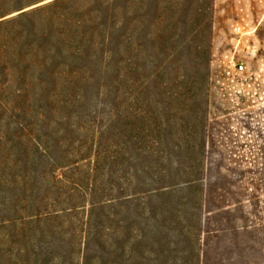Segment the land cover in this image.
I'll return each instance as SVG.
<instances>
[{
    "label": "trees",
    "instance_id": "obj_1",
    "mask_svg": "<svg viewBox=\"0 0 264 264\" xmlns=\"http://www.w3.org/2000/svg\"><path fill=\"white\" fill-rule=\"evenodd\" d=\"M63 1L0 20V264H140L146 221L199 219L211 0Z\"/></svg>",
    "mask_w": 264,
    "mask_h": 264
},
{
    "label": "rangeland",
    "instance_id": "obj_2",
    "mask_svg": "<svg viewBox=\"0 0 264 264\" xmlns=\"http://www.w3.org/2000/svg\"><path fill=\"white\" fill-rule=\"evenodd\" d=\"M52 1L1 2L0 19ZM93 1L62 3L80 8L78 15H85ZM142 1L147 6L152 1L156 4V0ZM167 1L158 0L160 14L167 12ZM180 11L178 24H160L166 34L174 33V43L184 58L179 66L189 63L185 58L187 30L193 28L186 24V5ZM209 18L206 185L200 205L193 209L199 219L165 222V227L162 219L146 221L145 229L156 232H150L134 253L140 264H264V0H211ZM237 25L247 33L236 35ZM233 53L245 61V72L232 79L217 76L214 68ZM165 233L173 241L167 250L159 245ZM126 264H133L132 259Z\"/></svg>",
    "mask_w": 264,
    "mask_h": 264
},
{
    "label": "built area",
    "instance_id": "obj_3",
    "mask_svg": "<svg viewBox=\"0 0 264 264\" xmlns=\"http://www.w3.org/2000/svg\"><path fill=\"white\" fill-rule=\"evenodd\" d=\"M234 32L236 35H244L247 33L241 25L235 26ZM245 70V61L237 58L234 53L226 54L224 59L219 62L218 68H214V71L218 73L217 76H222L224 79H232L235 75L243 74Z\"/></svg>",
    "mask_w": 264,
    "mask_h": 264
},
{
    "label": "water",
    "instance_id": "obj_4",
    "mask_svg": "<svg viewBox=\"0 0 264 264\" xmlns=\"http://www.w3.org/2000/svg\"><path fill=\"white\" fill-rule=\"evenodd\" d=\"M23 11H24V10H23ZM19 13H20V12H19ZM5 18H6V17H4V18H1V19H5ZM1 19H0V20H1Z\"/></svg>",
    "mask_w": 264,
    "mask_h": 264
}]
</instances>
